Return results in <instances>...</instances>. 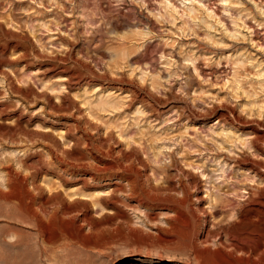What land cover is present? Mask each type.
<instances>
[{
  "label": "rangeland",
  "instance_id": "rangeland-1",
  "mask_svg": "<svg viewBox=\"0 0 264 264\" xmlns=\"http://www.w3.org/2000/svg\"><path fill=\"white\" fill-rule=\"evenodd\" d=\"M7 165L0 264H264V0H0Z\"/></svg>",
  "mask_w": 264,
  "mask_h": 264
},
{
  "label": "bare ground",
  "instance_id": "bare-ground-1",
  "mask_svg": "<svg viewBox=\"0 0 264 264\" xmlns=\"http://www.w3.org/2000/svg\"><path fill=\"white\" fill-rule=\"evenodd\" d=\"M146 2H147V0H145ZM147 58V57H146ZM145 58V59H146ZM150 58H147V61L149 60ZM8 166V165H7ZM118 168L119 169H121V173H118ZM6 176H7V181H6V188H4V189H6V190H4V189H0V192H3L4 194L3 195H14L18 200H19V202H23L24 200H23V195L21 196L20 194H18V193H20V187L22 188H24L25 186H26V184H27V179H29V178H27L26 176H24V175H20V173L18 172V170L16 171V169L14 170V168H12V167H6ZM101 170H105V171H111V170H114L113 171V174H114V176H116L117 178H119V179H121V180H129V181H131L129 178H127L125 175H122V173L123 172H126L127 170H129L128 169V167H126V166H124V165H119V163H111L109 166L107 165V167H105V168H103V169H101ZM37 171V170H36ZM99 171V170H98ZM130 171V170H129ZM128 173V172H127ZM37 174V173H36ZM35 174V175H36ZM18 178H20L21 179V181H18V180H20V179H18ZM128 181V182H129ZM132 182L133 181H131V188H130V191L131 192H134V185L132 186ZM136 183V182H135ZM135 183H133V184H135ZM33 184V183H32ZM61 184V183H60ZM35 185V184H34ZM50 186H52V185H50ZM48 187V191H49V193H45V190H44V188H41L40 186H39V189H40V192L41 193H45L46 194V196L45 197H43V200H42V202H41V205H40V208H41V210H42V213H43V215H45L46 217V219L48 220V221H52V222H61V221H63V220H61L62 218L61 217H63V216H60L59 215V213H58V208H59V206H57V207H55V209L53 208V210L52 211H47V209H46V204L48 203V202H50V201H52V200H54L55 201V199L56 198H58V197H60V199H61V196H62V200L64 201V202H62L61 203V205H60V207L62 208V212L63 213H67V215L66 216H68V213H69V215H70V213L72 212V216H70L71 217V223H72V225L73 226H75V227H77L78 225H80L81 226V224H76L77 223V213H76V211L75 210H77V209H75L74 210V208L76 207V205L78 204H80L81 203V205H83V204H85V205H87V203L88 202H86V201H84V200H86V198L84 199V200H81L79 197H76L75 196V198L73 199V201H68L67 202V199H65L64 197H63V195H62V193H61V191L58 189V188H60V186L58 185V186H54V187ZM125 186L123 185V184H120V183H118V185H117V187H116V193L118 192V191H125V192H127L126 191V188H124ZM26 188V187H25ZM24 188V189H25ZM28 188V187H27ZM63 188V187H62ZM128 189V188H127ZM29 189H27V191H28ZM71 191V190H70ZM114 191V190H113ZM18 192V193H17ZM31 192V191H30ZM47 192V191H46ZM67 192V191H66ZM75 192V191H74ZM78 192V191H77ZM77 192H75V193H77ZM82 192V191H81ZM80 192V193H81ZM87 191H85V193H86ZM136 193V192H135ZM18 194V195H17ZM29 194V193H28ZM98 194V193H97ZM113 194H115V193H113ZM128 194V193H127ZM134 194V193H133ZM30 195H31V193H30ZM29 195V196H30ZM36 195V194H35ZM85 194H83L82 195V197L84 196ZM131 195V194H130ZM27 196V195H26ZM77 196H80V194L79 195H77ZM86 196H89V197H94V196H96V195H94V196H91V194L90 195H88V194H86ZM99 196V195H98ZM40 197V196H39ZM38 197V198H39ZM67 197H68V195H67ZM97 197V196H96ZM24 198H25V196H24ZM28 198V197H27ZM95 198V197H94ZM93 198V199H94ZM29 199H33V200H35L36 198H35V196H34V194H32L31 196H30V198ZM39 199H42L41 197L39 198ZM96 199V198H95ZM38 200V199H37ZM39 201V200H38ZM53 201V202H54ZM32 202V201H31ZM34 202V201H33ZM53 202H52V205H53ZM56 202H57V200H56ZM92 202H93V204H94V206L96 207V210H95V212H104L105 210L104 209H106L107 207H108V202L110 203H114V205L116 204V203H118V202H120L119 201V199H118V196L117 195H112L111 197H109V198H104V199H100L99 200V198L98 199H96V200H92ZM36 203V202H35ZM51 203V202H50ZM49 203V204H50ZM55 203V202H54ZM21 204V203H20ZM24 204V203H23ZM30 204V203H29ZM38 204H40V203H38ZM52 205H50V206H52ZM56 205H57V203H56ZM56 205H54V206H56ZM77 205V206H78ZM224 205V204H223ZM23 206V205H22ZM33 205H31V207H32ZM49 206V205H48ZM25 207V206H24ZM24 207H22V208H24ZM30 207V206H29ZM88 207V206H87ZM91 207V206H90ZM112 207V206H111ZM136 207V206H135ZM223 208H224V206H222ZM221 207V208H222ZM137 208V207H136ZM139 208V207H138ZM60 209V208H59ZM225 209V208H224ZM75 212H74V211ZM104 210V211H103ZM217 211V210H216ZM62 213V214H63ZM76 213V214H75ZM97 213V214H98ZM214 213V212H213ZM107 214V213H106ZM217 214V212H215L214 214H213V216H215ZM65 216V215H64ZM88 216V215H87ZM107 216V215H106ZM109 217H110V215H109ZM89 218V217H88ZM87 218V219H88ZM108 218V217H107ZM113 218V217H112ZM41 219H42V217H41ZM84 219V218H83ZM82 219V220H83ZM43 220V219H42ZM41 220V222H43ZM61 220V221H60ZM81 220V219H80ZM89 220V219H88ZM81 222V221H80ZM44 224V223H43ZM89 224V223H88ZM72 226V227H73ZM80 226L78 227V228H80ZM82 228V227H81ZM80 228V229H81ZM76 229V228H75ZM79 229V230H80ZM50 230V229H49ZM56 230V229H55ZM76 230H78V229H76ZM51 231V230H50ZM72 232V231H71ZM58 233H60L61 234V232H58ZM58 233H57V235H58ZM74 233V232H73ZM72 233V236L73 235H75V234H73ZM75 233H76V231H75ZM208 233V232H207ZM52 234V233H51ZM54 234V233H53ZM52 234V235H53ZM209 234V233H208ZM52 235H47V236H51V238H52ZM56 235V234H55ZM207 235V234H206ZM76 236V235H75ZM175 236H177V235H175ZM160 237V236H159ZM208 237H210V236H208ZM58 238V237H57ZM56 238V239H57ZM72 238V237H71ZM73 238H75L74 236H73ZM179 238H182V237H179ZM53 239V238H52ZM51 239V240H52ZM190 239V238H189ZM55 240V239H54ZM181 240V239H180ZM167 241H169V240H167ZM202 242V241H201ZM206 242V241H205ZM208 242V241H207ZM204 243V242H203ZM195 245V244H194ZM193 248H194V246H193ZM196 249H197V247H196ZM196 249L194 250L195 251V253H197L196 252ZM195 255H197V254H195ZM197 257V256H196ZM218 264H221V262L220 263H218Z\"/></svg>",
  "mask_w": 264,
  "mask_h": 264
}]
</instances>
